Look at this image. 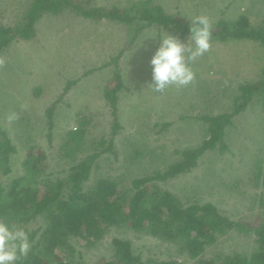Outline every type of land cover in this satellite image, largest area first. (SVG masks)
<instances>
[{"label": "rangeland", "instance_id": "obj_1", "mask_svg": "<svg viewBox=\"0 0 264 264\" xmlns=\"http://www.w3.org/2000/svg\"><path fill=\"white\" fill-rule=\"evenodd\" d=\"M31 1L0 0V21L13 26L24 16ZM82 1L89 7L111 9L130 6L137 0ZM152 2L183 21L192 22L198 15H207L214 29L219 20L234 21L241 14L248 15L256 25L264 18V0ZM36 29V38L19 40L0 52V123L17 146L12 156L13 172L9 176L0 174L3 182L23 174L22 163L31 148L34 153L40 151L47 156V175L65 177L73 163L58 155V146L65 133L79 128L78 119L86 122L87 130L85 147L78 158L93 153L94 142L111 138L113 116L104 91L113 84V65H103L120 52L118 63L125 82V89L119 94L123 128L114 136L116 154L104 153L97 159L86 187L98 177H110L122 188H131L134 178L164 169L179 160L181 156L177 151L198 145L205 138L203 123L195 116L230 112L239 83L258 79L264 67V45L227 39L212 43L210 51L192 64L195 77L189 85L169 86L160 93L150 86V61L159 47V37L169 34L167 31L153 26L143 29L134 38V27L69 12L43 16ZM68 80L76 83L57 105L50 143L45 112L60 98ZM184 92L187 95L180 99ZM13 114L16 118L9 119ZM226 140L230 153L220 155L208 151L191 172L159 184L184 200L212 202L230 219L257 226L264 214V186L261 183L257 186L254 180L255 162L260 160L264 166L262 102L256 101L233 118V125L226 130ZM45 225L44 218L39 217L30 228ZM114 237L130 240L135 252L141 253L143 258L183 260L172 244L117 227H111L103 239L92 245L70 237L71 247L58 249L55 255L57 260L70 264H95L111 257ZM255 239L254 232L244 235L231 231L218 237L208 249V256L250 254Z\"/></svg>", "mask_w": 264, "mask_h": 264}, {"label": "trees", "instance_id": "obj_2", "mask_svg": "<svg viewBox=\"0 0 264 264\" xmlns=\"http://www.w3.org/2000/svg\"><path fill=\"white\" fill-rule=\"evenodd\" d=\"M66 12L97 20L106 18L134 27V38L143 29L154 26L186 41L191 24L178 15L167 13L162 5L154 4L152 0H137L130 6H114L111 9L89 7L82 0H32L24 16L13 26L0 21V52L19 40L36 38V24L43 16H59ZM216 26L217 29L213 28L212 43L236 39L264 45V18L256 25L252 24L248 15L241 14L234 21L221 19ZM121 56L122 52L103 65H113V84L104 91L113 116L111 138L94 142L95 151L78 158L85 147L87 130L86 122L77 118L79 128L65 133L58 146V155L73 163L65 177L52 178L50 174L47 175V156L40 151L34 153L31 148L22 163L23 174L11 178L9 182L0 181V220L25 228L32 241L29 254L17 264H70L62 259L57 260L55 255L58 249L71 247L68 243L70 237H77L92 245L103 239L111 227L129 228L172 244L183 260L143 258L141 253L135 252L130 240L114 237L111 257L102 258L95 264H264V214L257 226L252 222L232 220L212 202L200 203L191 198L184 200L159 184L191 172L208 151H216L220 155L231 152L226 130L233 125V118L258 100L264 106V67L258 79H245L239 83L230 112L195 116L197 121L203 123L205 138L198 145L177 151L181 156L179 160L164 169L134 178L131 188H122L117 180L110 177H98L86 187L97 159L104 153L116 154L114 136L123 128L119 117V94L125 89L118 63ZM75 83L68 80L57 102L46 109L45 122L50 143L53 140L57 105ZM185 94L180 95V99ZM16 152L17 146L0 123L2 176H9L13 172L12 156ZM254 180L257 186L260 183L264 186V166L260 160L255 162ZM39 217L44 218L46 225L30 228ZM231 231L244 235L254 232L256 239L252 253L208 256V249L218 237Z\"/></svg>", "mask_w": 264, "mask_h": 264}, {"label": "clouds", "instance_id": "obj_3", "mask_svg": "<svg viewBox=\"0 0 264 264\" xmlns=\"http://www.w3.org/2000/svg\"><path fill=\"white\" fill-rule=\"evenodd\" d=\"M212 37L213 26L207 15H198L192 20L186 41L171 33L161 35L150 61L152 89L163 93L169 86L189 85L195 77L192 64L210 51ZM15 118V114L9 117ZM31 246L25 228L0 220V264H17L29 254Z\"/></svg>", "mask_w": 264, "mask_h": 264}]
</instances>
